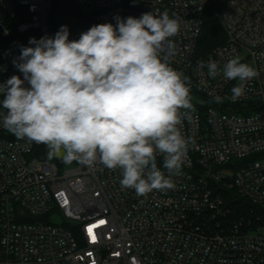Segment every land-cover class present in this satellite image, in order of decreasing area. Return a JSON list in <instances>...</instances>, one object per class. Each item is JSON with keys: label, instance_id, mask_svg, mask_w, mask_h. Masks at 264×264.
Here are the masks:
<instances>
[{"label": "built area", "instance_id": "obj_1", "mask_svg": "<svg viewBox=\"0 0 264 264\" xmlns=\"http://www.w3.org/2000/svg\"><path fill=\"white\" fill-rule=\"evenodd\" d=\"M78 1L90 22L70 30V40L93 25H115L116 16L167 11L179 18L170 64L190 79L194 110L181 132L193 143L181 173L171 176L173 188L139 196L121 186L119 169L99 161L60 167L0 126V264H264V226L223 196L234 191L264 208V0H228L215 9L226 39L207 54L199 43L213 0ZM52 3L0 0V83L23 79L12 37L49 36ZM234 57L259 73L236 100L231 89L241 82L222 72ZM210 61L221 69L215 78ZM157 165L167 175L160 155Z\"/></svg>", "mask_w": 264, "mask_h": 264}, {"label": "clouds", "instance_id": "obj_2", "mask_svg": "<svg viewBox=\"0 0 264 264\" xmlns=\"http://www.w3.org/2000/svg\"><path fill=\"white\" fill-rule=\"evenodd\" d=\"M114 19L115 25H93L76 40L62 25L54 36L31 37L33 46H21L13 64L23 79L0 83L6 110L0 126L45 145L49 159L119 169L121 186L144 196L173 188L171 176L181 173L193 143L181 132L182 118L194 110L191 83L170 64L178 17L164 11ZM207 67L213 78L221 72L215 61ZM222 72L241 82L231 89L233 100L244 95L243 82L259 75L238 57Z\"/></svg>", "mask_w": 264, "mask_h": 264}, {"label": "trees", "instance_id": "obj_3", "mask_svg": "<svg viewBox=\"0 0 264 264\" xmlns=\"http://www.w3.org/2000/svg\"><path fill=\"white\" fill-rule=\"evenodd\" d=\"M223 1L224 0H213V8L204 16V26L199 43V51L202 54L209 53L214 47L223 43L226 39L225 32L217 14L215 13L217 5ZM89 22V16L78 0H53L47 29L49 36H54L62 25H67L70 31L87 26ZM42 36L43 35L40 31H35L25 35H15L12 37V40L14 42V47L20 52L21 46H33L28 43L31 37L40 39ZM0 45L6 46L3 45V43H0ZM34 145V154L37 157L56 163L60 167L69 165L59 158L49 159L47 156L48 149L45 145L37 144L35 142ZM75 162L76 161H73L71 164H74ZM223 194L237 214L252 216L250 218L257 221L258 225L264 226V208H258L252 205L249 201L241 198L234 191H227Z\"/></svg>", "mask_w": 264, "mask_h": 264}, {"label": "water", "instance_id": "obj_4", "mask_svg": "<svg viewBox=\"0 0 264 264\" xmlns=\"http://www.w3.org/2000/svg\"><path fill=\"white\" fill-rule=\"evenodd\" d=\"M227 1H228V0H224L223 2H221L220 4H218L217 7H216V10H217L218 12H220V11L222 10L224 4H225Z\"/></svg>", "mask_w": 264, "mask_h": 264}, {"label": "rangeland", "instance_id": "obj_5", "mask_svg": "<svg viewBox=\"0 0 264 264\" xmlns=\"http://www.w3.org/2000/svg\"><path fill=\"white\" fill-rule=\"evenodd\" d=\"M85 11H86V10H85ZM13 48H14L13 50L16 49L15 47H13ZM10 50H12V49L10 48ZM16 50H17V49H16ZM57 221H58V222H62V218H58Z\"/></svg>", "mask_w": 264, "mask_h": 264}, {"label": "snow or ice", "instance_id": "obj_6", "mask_svg": "<svg viewBox=\"0 0 264 264\" xmlns=\"http://www.w3.org/2000/svg\"><path fill=\"white\" fill-rule=\"evenodd\" d=\"M95 237L93 236V239H94Z\"/></svg>", "mask_w": 264, "mask_h": 264}]
</instances>
